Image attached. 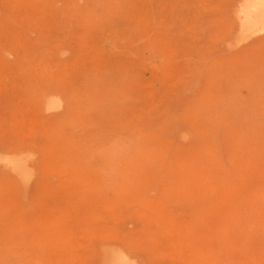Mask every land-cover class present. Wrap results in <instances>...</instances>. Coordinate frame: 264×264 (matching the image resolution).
<instances>
[{
    "label": "rangeland",
    "instance_id": "rangeland-1",
    "mask_svg": "<svg viewBox=\"0 0 264 264\" xmlns=\"http://www.w3.org/2000/svg\"><path fill=\"white\" fill-rule=\"evenodd\" d=\"M241 3L0 0V155L29 160L0 163V264H264Z\"/></svg>",
    "mask_w": 264,
    "mask_h": 264
},
{
    "label": "bare ground",
    "instance_id": "bare-ground-1",
    "mask_svg": "<svg viewBox=\"0 0 264 264\" xmlns=\"http://www.w3.org/2000/svg\"><path fill=\"white\" fill-rule=\"evenodd\" d=\"M241 5L242 13L240 14L239 21L241 24V30L246 34H251L258 29H264V0H242ZM28 162L27 159L20 154L11 157L0 155V163L9 164L15 173L23 171V168H25ZM121 248L118 247L120 250L116 249V251L113 252L110 251L111 248H108V246L103 249V264H136L126 252L122 251Z\"/></svg>",
    "mask_w": 264,
    "mask_h": 264
}]
</instances>
